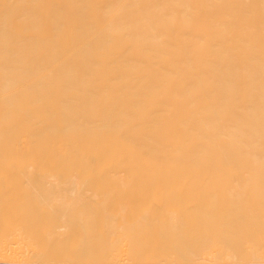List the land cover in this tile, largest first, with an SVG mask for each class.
Segmentation results:
<instances>
[{"label": "bare ground", "instance_id": "6f19581e", "mask_svg": "<svg viewBox=\"0 0 264 264\" xmlns=\"http://www.w3.org/2000/svg\"><path fill=\"white\" fill-rule=\"evenodd\" d=\"M30 62H37L35 67L38 68L49 63L64 68L87 67L89 70L81 72L98 77V90L91 102L93 108L98 101V118L95 117L93 122L97 121L100 129L96 170L100 177L96 179L264 178V0H0V84L6 85H0V101H7L5 106L1 102L6 111L0 106V119L6 114L8 119L1 121H6L4 126L10 132L20 130H16L18 124L14 120L18 114L16 101L35 93L25 90L28 87L23 84L27 82L23 79V83L22 78L31 75L30 72L52 73L16 69L21 64L24 68V63L25 67H34ZM60 72L75 73L74 70ZM17 84L26 95L16 88ZM30 86L31 89L35 85ZM45 93V96L50 94ZM36 94L40 93L34 94L39 98ZM11 108H16L15 112H11ZM9 118L12 121H8ZM1 121L0 129L4 127ZM2 135L0 142H4ZM2 144L3 149L0 148L4 151ZM1 150L0 156L4 154ZM74 154L73 161L77 158ZM3 159L4 156L0 157L1 174L4 173ZM40 172H43L42 168ZM41 178L45 177H35ZM200 182L206 185L203 183L206 180ZM201 184L198 182L199 186ZM169 185L175 187V184ZM201 188L198 190L204 189ZM197 195L201 199L203 194ZM145 196L149 197L148 194ZM134 202L130 204L132 207L120 208L119 214L107 220L82 219L77 224L53 225L55 228H82L86 233L79 240L57 241L62 245L57 244L52 249L46 247L48 240L45 239L46 243L33 239L16 240L15 243L11 239L5 241L0 234L4 240L0 242L4 244L0 245L3 247L0 264H264V250L257 251L264 249L261 248L263 239L259 236L264 233V218L260 223L257 221V224H263V231H258L259 225L251 219L256 225L255 233L253 228L252 231L246 228L252 225L247 216L208 218L212 212L208 215L209 210H205L206 218L187 219L184 214L180 217L181 212L169 201L164 206L171 205L176 217L170 211L165 217L158 215L157 218L154 214L150 217L151 212L144 211L146 208H143L146 215L142 213L144 216L139 217L142 211L134 204L140 206L143 199ZM191 202L195 205L198 201ZM203 202L199 205H207ZM216 202H213L214 206L219 201ZM150 203L153 205L146 207L154 208L155 204ZM158 204L155 205L159 206L157 210L162 209L161 201ZM133 206L139 215L138 212L135 215ZM199 208L195 209L199 211ZM123 212H130L135 218L131 216L130 219L122 215ZM204 212H200L201 215ZM237 217L239 220L235 223L233 219L237 220ZM242 217L246 218L243 222ZM227 221L236 225L232 224L231 229ZM1 229L0 233H4V225ZM244 229L249 230L248 238L250 233H255L254 238H258L253 240L261 237L260 248H249L254 245L252 236L251 241L246 239L242 243V239L247 238ZM229 232L234 233L232 237ZM222 233L230 236L225 237ZM202 234H209L210 244L216 239L213 234L217 237L221 234L223 238L216 239L214 244L218 245L209 246L208 236H202L205 237L202 244L207 242L206 247H209L206 248L201 244L202 239L199 240ZM140 235L147 238V242ZM168 235H173L171 241L175 236L176 243L169 242ZM237 235L242 237L238 236L239 241ZM176 236L182 237V243ZM92 237L98 238L99 241L94 240L97 244L102 239L106 244L102 246L104 251L99 248L103 243L98 244L99 250L90 248L92 242L86 241ZM183 238H189L188 242L195 244L198 240L196 245L200 243L199 248L204 247L201 250L196 247L195 250L191 247L183 249L187 245V239L185 243ZM224 238L223 242L227 244L220 247ZM227 238L234 242L230 245ZM235 239L240 243L235 246L238 250L244 243L245 246L251 243L246 248L250 252L254 249L253 253L257 251L255 256L251 253L253 259L247 249L242 248L244 254H248L245 258L243 253L230 249L237 245ZM158 240L164 242L163 245L160 246ZM50 241L49 246L56 240ZM84 241L87 244L82 243ZM141 242L159 245L161 251L150 252L149 245V252L138 251V247L136 251V244ZM178 242L185 244L180 246ZM80 244H89L87 251L79 248ZM108 245L116 246L110 249ZM130 245L135 251L129 250ZM175 245L180 248H173ZM167 246L173 250L170 247L168 250Z\"/></svg>", "mask_w": 264, "mask_h": 264}, {"label": "rangeland", "instance_id": "374dc122", "mask_svg": "<svg viewBox=\"0 0 264 264\" xmlns=\"http://www.w3.org/2000/svg\"><path fill=\"white\" fill-rule=\"evenodd\" d=\"M32 63L33 62H30L29 64ZM34 63L37 64V62ZM29 64H27V66ZM35 64H32L34 65V67H30V66L25 67V63H24V68L23 67L21 68L22 66L21 64V66L18 65L16 69H27V71H29L28 69H32L33 72L35 70H48L50 72L52 71V73L32 74V72H30L31 75L22 78V80L25 79L27 82L23 84V86H27L28 89L27 88L25 89L24 87L22 88H24L26 91H29V93L30 92L37 93L38 91V93L40 94H36L37 96H39L38 98V97H34L35 93L34 94L32 93L33 95L30 93L31 96L33 97L30 96L27 98L25 96L24 98L16 101L18 114H15L17 117L14 116L13 114V117H16V119L14 118V120L17 121L18 124L16 130L18 131V129H20L18 133L15 132L16 133L15 134L14 132L8 131L7 127L4 126L6 121L4 122L1 121L2 119L4 120L6 118L8 119V117L6 116L5 118L6 114H4V112L6 111L5 110L6 107L4 109V106L6 105L7 101L3 100L4 102L3 107H2L3 102L0 101V104L2 102L0 106L2 107V109L5 110L3 111L4 117L1 114L3 118L1 117L0 119V121L3 122L2 126H4L1 127L0 129V132L1 131L3 132V135L2 134L0 135L4 137V142H0L1 145H3L2 143H4V151L1 150V148L3 149V147L0 146L1 147L0 150L2 154L4 152V154L0 156L1 159L4 156L3 159L4 162L2 161L1 163L2 165H4V173H2L4 174V176L0 177V224L2 227L4 225V233H0V234H3L5 241L6 239L9 240L11 239L10 240L11 242L13 240V242L16 243V240L17 242L18 240L19 242H21V240L29 241L33 239V240L43 241L42 243L44 242L46 243V241H44L45 239L48 240L46 243V247H48V249H52L53 247L55 248L56 246H58L57 244L62 245L57 241L59 242H62V240L69 241V239L79 240L81 238V235L86 233V230L82 228H55L52 227L53 225L77 224L78 221L82 219L107 220L111 217H114L115 214H119L120 212L117 211H119L120 208L124 206H125L124 208H126L127 207L126 205L130 206V204L132 205L135 200L137 201L138 199L141 198L143 199L144 203L143 202L142 203L144 205L141 206L142 203H140L139 204L140 206H138L136 205L135 203L136 201H135L134 205L136 207L133 206V208L138 207L137 208L138 210L141 209L142 212L140 214L134 208L135 215L136 212H138L137 215L140 214L139 217L144 214L143 210L145 208L147 210L145 209L144 211L151 212L150 217H153L152 214H154V216L157 215L156 216L157 218L160 217V216L158 217V215L161 216L163 215L165 217V215H167L169 211L170 213H173L174 216L175 214L174 211L172 212V210H174L173 208H175L178 212H181L180 214L178 213L180 217L182 214H184L183 216H186L185 218L187 219H191V217H193V219L194 218L196 219V217L206 218L207 216V215L205 216L206 211L209 210L207 211L208 215L210 214V212L212 213L211 215H209L210 217L208 216V218H212V217L215 218V216L218 217L222 216L223 219L224 218L227 219L228 218L227 216H229L232 219L233 218L232 216L234 217L247 216L246 217L248 218L247 220L249 219L255 220L256 223L254 224L261 226V229L259 226H257L259 228V229L257 228L258 231L262 230V225L264 223L261 225L259 223L262 222L263 221L262 218H264V178L263 179L252 178L250 180L249 179H240V180L210 179L211 181L209 179H205L206 183L203 182L204 184H206L205 186H203V184H201L200 182V181H205L204 179L202 180L179 179V178L156 179V180L155 179H96L97 177H100V175L96 172L98 167L97 156H98V142H99L100 129H99V123H97V121L93 122L95 117L96 119L98 118V101L95 102L96 105L93 108L91 107V102L95 99L96 90H98L97 89L98 87L97 85H99L98 77L95 75L81 72L83 70H87V69L89 70V68L87 67L64 68L63 66L55 67V64L53 63H51L50 66L49 63L47 64L48 66H46L45 64V67L39 66L40 68H38L35 67ZM52 65L54 67H52ZM62 70H74L75 73H62L60 72ZM25 80H23L22 82L24 83ZM3 82L4 81H2V83ZM33 84L36 87L33 86L35 88L32 87L30 89L31 87L30 85ZM0 85L6 86L3 84ZM18 85L19 84H17L16 85L17 87L16 86L15 87L18 88ZM20 90L22 91L23 89ZM25 90H23V92L26 95ZM46 91L50 92V94L48 93L49 95L47 94L48 96H45ZM42 92L43 94L42 96H40ZM24 94H22V97ZM30 94L27 93L28 96ZM1 99H3V97ZM14 109L16 110V108ZM14 109L12 110L11 108L10 111L15 112ZM10 120L11 119L9 118L8 121ZM8 140H10V142H8ZM29 150L30 152H28ZM17 152H19V154H17ZM72 152H74L75 154L74 153L73 154L77 156V158L76 157L74 158V161L72 160V157H74L73 154L71 156ZM1 167H0V171H1ZM41 168L43 169V172H40ZM2 174L0 173V175ZM35 177H45V178L35 179ZM198 182L201 184L200 186H202V188L204 189L201 188L202 190H198L200 188ZM214 183L216 185H214ZM169 184H175L174 185L175 187ZM195 184H197L199 188L195 186ZM193 190L195 191L193 192ZM196 191L197 194L198 193L200 195L203 194L201 196V199H198L197 197L198 195L196 194ZM200 191L203 192L200 193ZM209 192L213 194L215 192L216 194V195L214 194L215 197H213L214 195ZM146 194H148L149 197L145 196ZM172 194L174 195V197L172 196ZM182 195L183 197H181ZM185 196L186 198L188 197V199H184ZM210 196H212L213 200H211L212 198ZM145 197H147L146 198L147 200L144 199ZM169 197L171 198L170 200ZM157 198H159L160 200ZM149 199L153 203L159 200L157 203H154L155 205L156 204L159 205L158 203H160L161 201V204L163 203L162 206L160 204V207H162V209L163 207L168 206V204L166 206L164 205L166 204V202L168 203L169 201H170L169 203H173L174 206L173 208H170L171 205L169 204L170 206H168L166 209L162 210L159 208L157 210L159 206L156 207L154 205L155 209L153 208V206H151L152 208H149L150 209L149 210L147 208L150 207L149 204L153 205L152 203H150V201H148ZM132 200L133 202H131ZM185 200H188L187 203ZM190 200L198 201L197 202L198 205L196 206L197 204L196 202L195 205L194 202L193 204L192 202L189 203ZM203 200H208V201H204L206 202L205 204L207 205H203V204L199 205L200 202L201 203L203 202ZM140 201H138V203ZM212 201L215 203H217L216 201H219L220 204L218 202V204H215L214 206ZM145 202H148V204L145 205L146 204ZM211 202L212 204H210ZM193 205L195 207H193ZM195 208H199V211L201 213L206 210L203 214L205 217L201 215L199 211H197L198 209L196 210ZM152 209L153 211H151ZM167 209L169 210L166 213ZM193 211L195 213H193ZM196 211L199 212V214L196 213ZM122 215H126L130 219L132 216L130 212H126V213L123 212ZM239 217H237V220L233 219L234 222L236 221L235 223H237ZM245 217L244 218L242 217V222L243 219H246ZM166 218L168 217L166 216ZM233 220L229 219L228 221H233ZM252 220L248 222L252 224L253 223ZM257 221L259 222L258 224ZM230 223L228 225L232 226L231 227L232 229L235 223L233 224L232 222L233 225ZM238 224H240V222ZM242 224L243 223H241L240 226H242ZM254 224L250 226H246V228L247 229L251 228L249 229L251 231L254 229L253 231L255 232L256 225ZM1 226H0V232L3 229V228L1 229ZM237 226L236 228L233 229L235 233H236L235 229L239 228V226L238 228ZM249 230L245 231L244 229L245 234L244 233L243 234L246 235L245 237L249 235V233L247 232ZM231 232H229V234ZM255 233L253 235L252 233H250L251 234L250 237L252 236L251 237L252 241L249 240L251 239L250 237L245 238V241L244 239H242L243 240L242 243L246 242V239L251 241L254 244V245L252 244L253 245L252 247H249L251 243L248 241L249 245L245 246L244 243L242 245L243 247H240L241 250H238L237 247L235 249V246H239L240 244L238 243V241L240 240L238 236L242 235V233L241 234L239 233L240 235H237L238 241L237 239H235L237 242L235 241L236 243H234L237 245L232 244L233 246L230 249L233 250L234 248V250H237L239 251V253L244 254V251L247 249L246 247H249L251 249L259 246L260 248L261 246L260 240L262 239H263L262 242L263 246H261V248H264V235H263L264 233L263 232L260 234L257 233V237H259L260 235L262 237V239L261 237H259L260 240L257 241L253 240V239H258V238H254L256 237ZM229 234L226 236L229 237L231 235L230 237H232L234 233L230 235ZM205 235L206 234L204 235L202 234L200 236L199 240L202 239L201 244L203 242V238H205L206 236H208L207 237L208 243L212 239L209 236V234L206 236ZM219 235L221 236V238H223L222 235L225 236L224 233H222V235L221 234ZM1 236L2 235H0V237ZM144 236L146 235L144 234ZM170 236L173 235H168L167 238L169 242L174 241L173 243H176L177 240H174L175 236L172 238L173 241H171ZM212 236L213 239L214 237L216 239L220 238V236L217 237V234L215 235L213 234ZM234 236L236 237V235ZM139 237H141L142 240L145 241L148 240L147 238L145 239V237H142L141 235ZM162 237L165 238L164 236H161L160 238ZM177 237L179 242L182 243L181 241L182 237L180 239L179 236H176V238ZM95 239L99 241L98 238ZM95 239L92 237L88 240L86 239L87 241L85 240L86 242L89 243L92 242V244H90V248H92L93 246V249H97L100 246V245L98 246V244L101 243L103 244H101L99 248H101L103 245L104 246L106 245L104 244V242H102V239H100L101 243L100 242H98V244L94 243ZM185 239H187V245H188L189 238H185ZM216 239H214L215 241L213 240L214 243H216ZM228 239L229 238H227L226 240L231 245V243L234 241ZM9 240L8 242H10ZM50 240H52L53 242L54 240H56L54 242L56 244L53 243L49 246L48 244L52 243ZM162 240L165 242L167 239L165 238ZM196 240L191 239L190 241L194 242ZM221 240L222 239H220V242ZM3 241L4 240L1 237L0 242L3 243ZM85 241L82 243H86ZM159 241L161 240H158L157 242ZM204 241H206V239ZM223 241H225V238L222 240V242ZM254 241H256V243H254ZM22 242H26V241H22ZM179 242L178 244H180ZM184 242L186 243V240ZM258 242L260 243V245H257ZM141 243L136 244L138 245L135 246L136 251L139 249L138 251L147 252L148 251L147 246L149 245L148 247L149 251L150 249H152L150 252L153 251L159 252L160 246L163 245V243L160 242L158 243L160 246L159 245L155 246L153 244H148V243L144 244L143 242ZM165 243L168 242L166 241ZM197 243L198 240L196 241V244ZM214 243L212 244L209 243L208 245L210 246L213 245ZM217 243H219V240H217ZM225 243L227 244V242ZM86 244H82V245L80 244L79 248H86L84 250L87 251L89 244L88 245ZM96 244L97 246H94ZM184 244L183 245L180 244V246H184ZM190 244L193 245L190 246ZM196 244L195 242L189 243V247L185 244L186 247L184 248L182 247V248L189 249L191 247L190 249L192 250L193 249L195 250L196 248H197L196 250H201V248H203L204 246L206 247L207 242L206 244H202L204 246L201 245L202 246L201 248H199L200 243L198 244L199 246ZM220 244L219 246L221 247L224 244V242L221 245ZM0 245L2 244L0 243ZM168 245L171 246L170 243ZM214 245L216 246L218 244H214ZM115 246L116 245H110V246L108 245L110 249H114ZM153 246H155L156 248H152ZM170 246H167V248ZM178 246L179 245H175V247L173 248L179 249L180 247ZM219 246L217 247L220 250L221 248ZM132 247L134 249V246L132 245L129 248V250L130 249L133 250ZM137 247L138 249H136ZM225 247L226 246H223L222 248L229 249V247L226 248ZM170 248H168V250ZM211 248L213 249L214 247ZM242 248L244 251H242ZM0 249H3V247ZM248 249L246 250V252L247 251L250 252V249L249 250ZM259 250L262 251L264 249H258L257 251ZM88 251H90V249H88ZM251 251L252 252L249 253V256L251 259H253L252 256H255L254 254L255 253L257 254V251L256 249H255L256 251L255 253H253L254 249H252ZM196 253H199V251H196ZM247 255L244 254L242 256H244L243 258H245V256Z\"/></svg>", "mask_w": 264, "mask_h": 264}]
</instances>
